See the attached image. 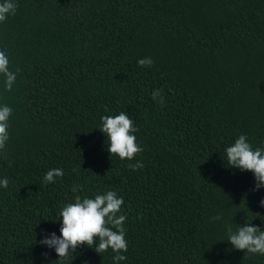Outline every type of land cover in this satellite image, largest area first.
Segmentation results:
<instances>
[{
	"label": "trees",
	"instance_id": "trees-1",
	"mask_svg": "<svg viewBox=\"0 0 264 264\" xmlns=\"http://www.w3.org/2000/svg\"><path fill=\"white\" fill-rule=\"evenodd\" d=\"M15 2L0 22L16 72L11 91L0 75V106L12 109L0 264H115L110 248L81 245L57 260L38 243L60 235V210L75 196L109 190L126 216L118 264H264L227 241L228 225L264 228V187L225 153L241 134L264 147V0ZM145 57L151 67L137 64ZM121 111L143 149L132 160L109 156L97 128ZM137 161L143 168L128 167ZM52 168L64 175L43 183Z\"/></svg>",
	"mask_w": 264,
	"mask_h": 264
},
{
	"label": "clouds",
	"instance_id": "clouds-1",
	"mask_svg": "<svg viewBox=\"0 0 264 264\" xmlns=\"http://www.w3.org/2000/svg\"><path fill=\"white\" fill-rule=\"evenodd\" d=\"M16 8L15 0H0V22L5 21L9 15L15 14ZM137 64L141 67H151L153 60L145 57L139 59ZM0 75L4 77L5 90L11 91L16 80V72L9 69V59L4 51H0ZM157 97H160V103L163 104V96L159 89L152 93L153 100ZM11 113L12 109L9 106H0V150L5 148L9 138L8 121ZM97 128L107 138L106 150L109 156L116 155L121 160H132L143 151L142 147L136 143L134 135L138 129L134 127L133 120L126 112L121 111L114 116H102L101 124ZM225 153L228 167L241 172H252L255 189L264 187V147L253 149L246 135L241 134L234 143L226 147ZM128 167L135 171L143 168V164L137 161L135 164H129ZM63 175V170L60 168L49 169L43 177V183H55L56 178ZM7 186L8 179H0V187ZM77 190V186H73L72 191ZM259 203L261 207H264V198ZM123 204V197H118L112 190L97 194L94 198H82L77 195L73 203H67L60 210L57 219L60 223V235L57 236L55 232L49 233L38 243L54 249L57 260H67L69 253L74 256L75 250L81 245L93 248L98 254L110 248L115 253L113 261L118 264L119 261L127 258L121 254L127 251L123 226L126 216L118 214ZM213 219L218 220L220 216L217 215ZM226 230L227 241L232 248L249 254L264 255V228L246 222L235 231L232 230L231 225H228ZM44 255L46 256L47 253Z\"/></svg>",
	"mask_w": 264,
	"mask_h": 264
}]
</instances>
